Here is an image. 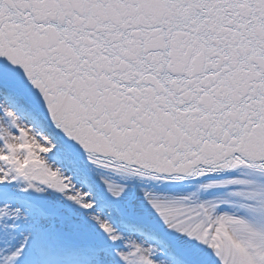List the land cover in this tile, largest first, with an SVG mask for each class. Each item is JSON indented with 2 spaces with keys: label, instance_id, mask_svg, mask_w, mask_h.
Returning <instances> with one entry per match:
<instances>
[{
  "label": "snow or ice",
  "instance_id": "snow-or-ice-1",
  "mask_svg": "<svg viewBox=\"0 0 264 264\" xmlns=\"http://www.w3.org/2000/svg\"><path fill=\"white\" fill-rule=\"evenodd\" d=\"M0 264H264V0H0Z\"/></svg>",
  "mask_w": 264,
  "mask_h": 264
}]
</instances>
